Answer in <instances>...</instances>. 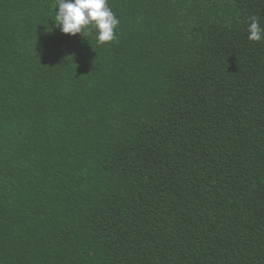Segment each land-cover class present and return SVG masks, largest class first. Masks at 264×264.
Returning <instances> with one entry per match:
<instances>
[{
	"label": "trees",
	"instance_id": "trees-1",
	"mask_svg": "<svg viewBox=\"0 0 264 264\" xmlns=\"http://www.w3.org/2000/svg\"><path fill=\"white\" fill-rule=\"evenodd\" d=\"M0 0V264H264V0Z\"/></svg>",
	"mask_w": 264,
	"mask_h": 264
},
{
	"label": "clouds",
	"instance_id": "clouds-1",
	"mask_svg": "<svg viewBox=\"0 0 264 264\" xmlns=\"http://www.w3.org/2000/svg\"><path fill=\"white\" fill-rule=\"evenodd\" d=\"M57 3L55 21L63 33L87 37L94 26L99 32L100 44L118 40L115 30L120 20L109 7L108 0H57ZM251 21L249 39L259 42L264 39V28H261L257 16H253Z\"/></svg>",
	"mask_w": 264,
	"mask_h": 264
}]
</instances>
